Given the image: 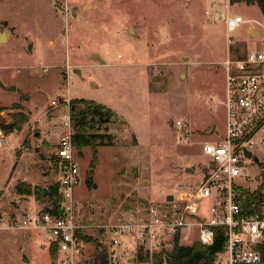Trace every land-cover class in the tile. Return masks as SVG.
<instances>
[{
	"label": "rangeland",
	"instance_id": "obj_1",
	"mask_svg": "<svg viewBox=\"0 0 264 264\" xmlns=\"http://www.w3.org/2000/svg\"><path fill=\"white\" fill-rule=\"evenodd\" d=\"M212 11L211 0H0V31L10 35L0 44V124L20 125L16 132L26 136L19 153L37 162V172L54 152L68 113L66 105L54 110L53 101H93L114 113L109 124L96 126L110 137L96 160L91 148L77 154L80 184L73 198L85 227L84 264H133L130 245L110 247L109 227L143 219L150 203L193 182L191 171L198 174L207 163L203 143L224 131L220 62L228 50L238 56L264 50V15L255 3L234 5L231 14L262 26L243 24L228 45L224 22ZM13 139L5 137V148ZM258 139L253 187L264 169V138ZM15 162L7 152L0 158V216L19 208L12 182L32 179L22 164L10 178ZM54 175L32 189L57 185ZM38 201L40 209L52 204ZM31 233L0 232V264H58L47 242L20 241Z\"/></svg>",
	"mask_w": 264,
	"mask_h": 264
},
{
	"label": "built area",
	"instance_id": "obj_2",
	"mask_svg": "<svg viewBox=\"0 0 264 264\" xmlns=\"http://www.w3.org/2000/svg\"><path fill=\"white\" fill-rule=\"evenodd\" d=\"M237 4L235 0H211L212 14L224 22L228 45L232 44V33L243 24L261 25L231 14ZM220 65L225 75V134L219 140L203 143L202 155L207 163L198 174L190 175L195 178L193 182L171 193L173 201H167V194L161 203L147 206L143 219H122L109 227L110 247L117 250L130 245L136 256L141 251L145 261L139 264H156L155 257L172 251L176 244L210 247L215 242L216 229H221L225 237L224 250L216 264H264V169L257 177V185L249 184L252 163L258 164L253 160V150L261 146L258 138H264V50L249 48L241 56L228 50ZM62 105L68 107V113L50 158L58 176V207L51 204L37 213L2 215L0 232H41L49 247L57 249L58 264H84L79 235L85 227L77 221L73 198L80 184L78 148L73 142L75 121L68 99L52 102L53 109ZM182 127L183 122L177 121L176 128ZM4 145L5 134L0 130V147ZM247 152L252 156L248 157ZM247 192L255 198L245 209ZM167 259L165 255L162 264H167Z\"/></svg>",
	"mask_w": 264,
	"mask_h": 264
},
{
	"label": "trees",
	"instance_id": "obj_3",
	"mask_svg": "<svg viewBox=\"0 0 264 264\" xmlns=\"http://www.w3.org/2000/svg\"><path fill=\"white\" fill-rule=\"evenodd\" d=\"M235 2H249L250 4L255 3L264 15V0H235ZM71 107L75 108L74 110L72 109L76 130L73 139L74 145L78 149H93L95 161L97 158L98 147L107 146L106 141L110 138L107 135H101L99 133V128H96V126L109 124L110 120L114 117V113L105 106L87 100L74 101ZM1 111L2 108H0V112ZM0 128L5 133L21 129L20 125L16 123H13L10 126L0 124ZM15 188L16 193L19 195L34 194L38 200L45 197L51 201L55 208L58 207L60 201V197L58 195V185L48 188L47 191L49 194L47 195L43 194V190L39 191L37 188L32 189L30 185H26L25 183H19ZM246 194L247 200L244 202L245 209L250 207L252 199L255 198V196H251L250 192H247ZM224 245V233L221 229H216L215 242L212 246L206 247L200 243H194L191 246H180L176 244L172 251L157 255L155 257V263L162 264L164 256L166 255L167 258L170 259L169 264H216L219 255L223 253ZM49 252L51 260L57 259L56 255L58 253L55 247H49ZM143 261H145L143 253L139 251L136 261L133 264H139Z\"/></svg>",
	"mask_w": 264,
	"mask_h": 264
},
{
	"label": "crops",
	"instance_id": "obj_4",
	"mask_svg": "<svg viewBox=\"0 0 264 264\" xmlns=\"http://www.w3.org/2000/svg\"><path fill=\"white\" fill-rule=\"evenodd\" d=\"M9 39H10V35H9ZM9 42V41H8ZM224 91V90H223ZM52 106V105H51ZM56 110V109H54ZM5 137H10L13 136V142L12 144H10V147H6V141H5V145L0 147V158L3 157L4 154H9L11 157L14 158L15 165L13 167L12 173L10 178L12 177V175L14 173L17 172V170L19 169V166L22 164L24 167H26L29 170V173L32 175V179H19L17 178V180L15 179L11 185H15L14 187H16L19 183H25L26 185H30L33 187H38L39 184L38 182L40 181H44L46 179L55 177V172L52 169V163H51V157L47 158L48 160H45V165L43 167H40V171L37 172V162L35 163V160H29L28 158L25 157V154H20L19 153V147L22 145V143L25 141V134L23 131L21 132H16V130H14L13 132H8L5 133ZM225 134V129L224 131L218 135V137L216 138L217 140H219L221 137H223ZM37 136V135H36ZM61 136V135H60ZM59 136V139H60ZM59 139L57 140V144L59 142ZM41 162V160H40ZM10 181V179H9ZM21 181V182H18ZM45 190V189H44ZM48 190V188H47ZM19 195V194H17ZM20 200H17L16 203L19 204V208H13L11 209L9 212H4L3 215H12L13 213L16 215H23L26 213H37L40 211H43L44 209H40V205H39V201L36 198V196L34 194L32 195H19ZM3 203L4 201H2V198L0 199V211H3L4 207H3ZM6 208V207H5ZM13 214V215H14ZM23 239V240H22ZM20 241L21 242H26L28 240H36V239H41L43 242H47L46 236L44 234H42L41 232H37V231H32V233L30 234V236L25 235ZM48 250H49V245H48ZM131 260V258L129 259ZM26 262L30 263L29 260H27Z\"/></svg>",
	"mask_w": 264,
	"mask_h": 264
},
{
	"label": "water",
	"instance_id": "obj_5",
	"mask_svg": "<svg viewBox=\"0 0 264 264\" xmlns=\"http://www.w3.org/2000/svg\"><path fill=\"white\" fill-rule=\"evenodd\" d=\"M8 41H9V33H8V31L7 30L0 31V44L8 43ZM94 59H98L101 63L104 62L98 55H95L94 56ZM74 71L78 75H81L80 70H74ZM0 87H3V83L1 81V78H0ZM72 109L74 110L75 108H72ZM213 131H214V128H211L210 130H208V131L205 132V135L209 136V135H211V133H213ZM246 154H247L248 157H251L252 156V153L251 152H247ZM253 160L256 163H258V164L260 163L259 162V159L257 157H253ZM191 173H193V172L191 171ZM43 194L44 195L49 194V192L47 191V189H45L43 191ZM167 201H170V202L173 201V196L172 195H169L167 197ZM26 261H27V259L25 258V262ZM169 263H170V259H167V264H169Z\"/></svg>",
	"mask_w": 264,
	"mask_h": 264
}]
</instances>
